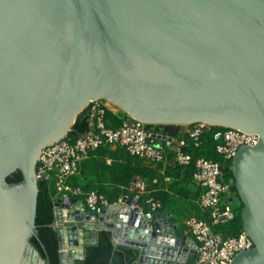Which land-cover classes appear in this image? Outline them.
<instances>
[{
    "label": "water",
    "instance_id": "95a60500",
    "mask_svg": "<svg viewBox=\"0 0 264 264\" xmlns=\"http://www.w3.org/2000/svg\"><path fill=\"white\" fill-rule=\"evenodd\" d=\"M102 100L146 125L205 123L256 137L233 158L254 248L232 264H264V0H0V264H51L31 243L37 164ZM17 171L22 181L8 183ZM138 203L96 214L57 198L47 227L60 264L83 261L102 232L114 251L133 252L127 264L198 257L171 214L142 216Z\"/></svg>",
    "mask_w": 264,
    "mask_h": 264
},
{
    "label": "built area",
    "instance_id": "2783aa9c",
    "mask_svg": "<svg viewBox=\"0 0 264 264\" xmlns=\"http://www.w3.org/2000/svg\"><path fill=\"white\" fill-rule=\"evenodd\" d=\"M86 108H88L89 131L77 138L74 143L65 139L46 147L41 152L36 172L40 180L49 181L52 177L55 178L57 195L62 201L83 199L82 202L89 213H101L103 208L109 206L108 201L96 191L85 192L79 187L71 186L69 179L79 173L80 165L89 159L91 153L100 147L120 146L131 156L139 158L146 164L157 165L165 162L168 150L172 149L175 163L187 167L193 159L185 149L190 143L195 148H199L202 144V135L205 131L211 130L205 123H195L189 125L190 128L184 132L187 138L164 136L166 139H161L162 134L148 129L146 124L130 116L117 128L107 127L106 109L113 110L108 103L103 105L101 101L91 102ZM219 137L220 141L215 150L225 160H232L239 148L252 146L256 142V137L247 136L231 128H226ZM194 165V182L203 189L198 205L208 212L210 221L197 217L185 221V226L199 247L198 257L188 264H232L239 253L253 249L254 242L245 231L237 236L228 237L214 233V226L234 220L233 199L229 198L231 187L230 184L222 181L220 163L201 157ZM133 187L135 191L142 192L146 188V183L139 178L133 182ZM149 204L153 211L161 207L157 201L151 200ZM140 211L139 213L144 216L143 211Z\"/></svg>",
    "mask_w": 264,
    "mask_h": 264
},
{
    "label": "trees",
    "instance_id": "16d2710c",
    "mask_svg": "<svg viewBox=\"0 0 264 264\" xmlns=\"http://www.w3.org/2000/svg\"><path fill=\"white\" fill-rule=\"evenodd\" d=\"M101 102L103 105L106 104L105 100ZM128 118L129 115L123 111L115 112L114 110L106 109L105 122L109 128L119 127ZM181 127L180 125H147L148 129H153L163 136L187 138V134L181 132ZM89 128L88 108H86L78 115L72 131L66 139L74 143L77 138L87 133ZM225 129L212 126L209 132L205 131L201 137L202 144L199 148H195L190 143L185 151L192 155L193 162L187 167L179 166L175 162L172 163V161L166 165L163 164L164 162L157 165H148L139 158L131 156L125 149H121L119 151L120 155L113 163L107 165L105 161L94 157L95 155L103 156L106 153L111 155L108 146L100 147L97 151L90 154L89 159L82 162L84 167L88 166L86 167L87 170L92 168L91 166L98 169L93 183L82 187L80 178L73 176L69 179V184L73 187H79L85 192L96 191L103 195L109 204L117 203L124 196L128 198H136L138 196V202L145 213H171L173 222L187 220L193 216L209 222L208 212L202 214L199 206L193 202V199L200 197L203 192V189L201 192L195 186L193 174L195 171L194 164L198 158L212 159L220 163L222 181L230 184L229 198L233 199L232 208L235 216L231 222L214 226L213 230L214 233L222 234L225 237L237 236L244 231L242 212L245 206L236 187L233 159L225 160L215 150L216 145L220 141L218 136ZM168 156L172 160L174 153L168 152ZM139 178L145 181L149 193L140 195L129 191L133 186V182ZM22 179V173L17 171L7 178V182L10 184L17 183L22 181ZM38 186L39 195L36 217L38 229L37 235L31 238V243L44 259H50L51 264H60L57 233L54 229L47 227L55 220L54 205L58 198L55 178L52 177L49 181L39 180ZM151 200L159 202L161 204L160 209L153 211L149 204ZM191 200L192 202H190ZM134 260L135 256L129 249L119 248V250L114 251L111 233L102 232L99 234L98 244L87 248L85 260L77 261L75 264H127L132 263Z\"/></svg>",
    "mask_w": 264,
    "mask_h": 264
},
{
    "label": "crops",
    "instance_id": "0c3cea01",
    "mask_svg": "<svg viewBox=\"0 0 264 264\" xmlns=\"http://www.w3.org/2000/svg\"><path fill=\"white\" fill-rule=\"evenodd\" d=\"M106 147V146H105ZM108 148H109V151H110V153H111V155H109L108 153H106L105 155H103V156H101V155H95L94 157H96L97 159H99V160H103V161H105V163L107 164V165H111L112 163H113V161L120 155V153H119V151L121 150V149H124V148H122V147H120V146H108ZM118 150V151H117ZM126 151V150H125ZM127 152V151H126ZM168 152H173V150L172 149H169L168 150ZM174 153V152H173ZM170 161H172V163L173 162H175V157L171 160V159H169V156H167V158H166V160H165V162L163 163L164 165H166L168 162H170ZM171 164V163H170ZM84 164H81L80 165V170H79V173L76 175V176H78L79 178H80V184H81V186L83 187V186H87L88 184H92L93 183V180H95V176H96V173L98 172V169L96 168V167H93V166H91L92 168H89L88 170L86 169V167H88V166H83ZM195 184V186L197 187V189H199L201 192H202V188L198 185V184H196V183H194ZM130 192H136L137 194H140V195H144L145 193H149V190H148V188H147V185H146V188H145V190L144 191H142V192H140V191H135L134 190V187L132 186L131 188H130V190H129ZM58 196V195H57ZM105 198V197H104ZM106 199V198H105ZM122 199H126V200H128V199H130V198H128L127 196H124V197H122L118 202H120ZM198 199H199V197L197 198V199H193V202H195L197 205H198ZM78 200H80V201H83V199H78ZM117 202V203H118ZM190 202H192V200L190 201ZM115 204V203H114ZM109 205H111V204H109ZM138 206L140 207V209L143 211V208L141 207V205L138 203ZM199 206V205H198ZM199 208H200V206H199ZM200 210H201V212H202V214H205L206 212L204 211V210H202L201 208H200ZM143 213H144V215L145 214H147V213H145L144 211H143ZM157 213H159V212H157ZM169 214H171V213H169ZM171 216H172V214H171ZM193 217H197V216H193ZM198 218V217H197ZM204 220V219H203ZM185 221L186 220H183L182 222V224H183V226H181V224H179V222H173V220H172V222H173V224L174 225H177L178 226V229H177V232H176V234L178 235V236H189V237H191V238H193L192 237V235H191V233L190 234H188L189 233V230H188V228L185 226ZM179 227H180V229H179ZM182 229V230H181ZM180 231V232H179ZM181 232H184V233H181ZM98 244V243H97ZM96 244V245H97ZM95 245V246H96ZM89 247H92V246H89ZM88 248V247H87ZM87 248H86V250H87ZM85 254H86V251H85ZM85 260V259H84Z\"/></svg>",
    "mask_w": 264,
    "mask_h": 264
},
{
    "label": "rangeland",
    "instance_id": "374dc122",
    "mask_svg": "<svg viewBox=\"0 0 264 264\" xmlns=\"http://www.w3.org/2000/svg\"><path fill=\"white\" fill-rule=\"evenodd\" d=\"M189 128H190L189 125H184L180 129H181V132H186ZM182 223H183L182 221L179 222V224H181V226H183Z\"/></svg>",
    "mask_w": 264,
    "mask_h": 264
},
{
    "label": "clouds",
    "instance_id": "9594fccd",
    "mask_svg": "<svg viewBox=\"0 0 264 264\" xmlns=\"http://www.w3.org/2000/svg\"><path fill=\"white\" fill-rule=\"evenodd\" d=\"M107 103V102H106ZM55 208V207H54Z\"/></svg>",
    "mask_w": 264,
    "mask_h": 264
}]
</instances>
